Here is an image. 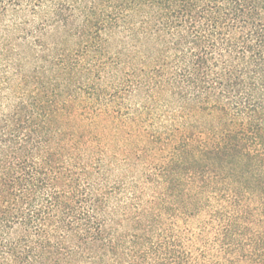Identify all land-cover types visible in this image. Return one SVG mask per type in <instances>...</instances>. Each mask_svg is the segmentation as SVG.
<instances>
[{
  "label": "trees",
  "instance_id": "16d2710c",
  "mask_svg": "<svg viewBox=\"0 0 264 264\" xmlns=\"http://www.w3.org/2000/svg\"><path fill=\"white\" fill-rule=\"evenodd\" d=\"M0 264H264V0H0Z\"/></svg>",
  "mask_w": 264,
  "mask_h": 264
}]
</instances>
